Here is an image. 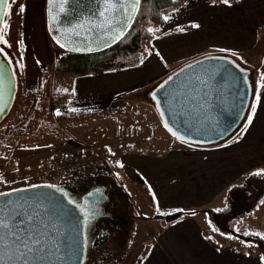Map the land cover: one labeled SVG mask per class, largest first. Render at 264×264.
<instances>
[{"label":"crops","instance_id":"0c3cea01","mask_svg":"<svg viewBox=\"0 0 264 264\" xmlns=\"http://www.w3.org/2000/svg\"><path fill=\"white\" fill-rule=\"evenodd\" d=\"M186 3V8L175 13L174 22L158 27L167 34L157 33L160 39L153 38L146 47L155 45L167 61V68L154 54L148 56L145 49L131 55L133 58L140 54L129 68L72 78L76 80V88L69 92L72 96L67 109L98 110L122 102L129 107L135 104L148 106L157 112L151 101L133 98L134 93L149 92L182 65L209 53L224 54L216 52L218 48L234 49L242 56L248 55L249 60L244 63L247 67L252 60H260L263 64L261 73H264V0H242V3H232L231 7L220 3L213 5L211 0H187ZM192 23H199L201 28L192 29L189 27ZM180 27L185 28V32H179ZM141 55L145 56L142 66ZM136 116L134 112L117 114L86 125L100 124L105 132L116 117L129 122ZM170 140L168 146L136 150L115 145L111 150L115 155L109 153L114 180L125 191L135 213L134 241L141 237L144 243L135 264H261L264 240L245 234L254 247L233 244L230 239L227 246L222 247L210 235L214 226L209 213L226 207L227 194L232 187L244 183L253 185L254 180L264 179V176L252 175L264 169V105L257 110L247 134L242 128L220 145L189 148L171 145ZM237 140L239 142L234 143ZM120 162L124 163V168L117 166ZM241 180L245 182L240 184ZM152 192L156 193L160 211L169 215L157 212ZM257 208H262L260 213L264 217V203L257 204ZM177 209H183V217L168 222L166 217L179 212ZM140 210L147 215L145 221ZM192 212L196 215H191ZM252 214L249 212L243 219L251 218ZM240 221L232 234L237 231ZM256 231L264 232V227L250 225L246 233ZM251 237L254 238L249 239ZM260 245L263 249L258 248ZM119 262L123 264L124 261Z\"/></svg>","mask_w":264,"mask_h":264},{"label":"rangeland","instance_id":"374dc122","mask_svg":"<svg viewBox=\"0 0 264 264\" xmlns=\"http://www.w3.org/2000/svg\"><path fill=\"white\" fill-rule=\"evenodd\" d=\"M9 2L13 3V8L10 19L11 30L6 38L12 47L6 48L5 51L12 59L10 65L12 69H15L17 91L10 112L0 122V181H3L0 182V191L26 188L33 184L60 185L100 172L113 176L115 171L112 162H110L108 149L113 150L115 145H120L123 149L128 146L127 148L136 150L160 145L168 146V140L171 139V145L182 146L163 128L157 112L148 106H139L138 104L131 107L121 104L122 111L128 114L134 112L137 116L130 119L129 122L116 117V120L110 122L105 132L100 124L86 125V123L63 122L60 116L55 115L58 108L54 105H51L48 110V113L53 116L52 121L43 119L34 132L26 131L25 124L38 108L37 88L39 82L47 78V68H53L57 59L66 51L56 44L48 30L46 0H9ZM22 5L26 6L23 15L18 11ZM21 41L24 45L23 50L20 48ZM0 47L4 46L0 45ZM239 54L241 55V53ZM137 56L130 58L132 63ZM220 56L230 58L226 54ZM246 56H243L244 60L248 61ZM18 62L26 66L22 75ZM249 64L250 67L244 63L241 66L244 69L248 68L247 70L251 72L252 81H258L263 64L260 60H252ZM48 75L51 80L52 94L56 92L69 93L75 90L76 80L71 77L58 76L53 72ZM147 94V90L146 92L139 91L132 97L146 102L149 101ZM253 102L252 99L250 106ZM59 110L63 112V110ZM18 114L21 115V118H18ZM249 114L248 111L247 116ZM245 124L246 118L233 135L238 133ZM9 127L11 132L7 133L6 130ZM20 127L24 130L15 133ZM12 133H14V137L10 138ZM86 152L90 153L94 161L87 169L75 172L64 165L66 157L72 155L80 157ZM112 178L115 179L114 176ZM241 182L245 181L241 180L240 184ZM251 186L253 191L261 193L264 189V179L254 180ZM231 195L233 198H238L240 192L235 190ZM139 212L145 221L147 215L141 213V210ZM250 212L253 213L252 217L242 219L237 231L232 234L231 237H235V239H230L233 244L236 242L244 246L252 244L245 235L249 231V226L262 225L264 227V217L260 213L262 208L259 209L257 204H254ZM135 222L136 217L133 213L128 234L123 241L119 240V243L121 242L119 250L109 248L108 244L97 247L91 252L90 261L85 264H120L122 261L119 262V260H123V264H135L144 245L141 237L134 241ZM218 228H224L223 219L219 221ZM145 229L147 228L145 227ZM252 238L254 237L249 239ZM258 248L263 249L261 245ZM134 249L137 250L134 252ZM109 251L111 253L107 256Z\"/></svg>","mask_w":264,"mask_h":264},{"label":"snow or ice","instance_id":"6c2138e0","mask_svg":"<svg viewBox=\"0 0 264 264\" xmlns=\"http://www.w3.org/2000/svg\"><path fill=\"white\" fill-rule=\"evenodd\" d=\"M96 4L95 8H90L87 14L82 11H78L77 8H73V0H48V16L50 20L59 24L60 20L57 16H72L73 21L70 22V26L66 29L68 33L74 36H80L81 30H85V38H88V33L93 31H99L108 35L107 42L110 44L113 41H122L133 30V24L136 22V18L140 15L142 10V0H91ZM175 5L177 0H171ZM236 3H242V0H235ZM216 3L232 6L231 0H213V5ZM76 4L80 5V0H76ZM53 7H58V12L53 15ZM180 7H187L186 0H182L179 7H176L172 13H164L160 18L165 24L174 22V16L176 12H179ZM13 3L9 0H0V54H3L7 58V63L12 64V59L9 57V53L5 51L6 48H11L12 45L6 38L10 34ZM21 15L26 11V6H20L18 9ZM189 27L192 29H200L199 23H192ZM59 31V29H57ZM147 32L154 39H160L157 33H164V29L149 26ZM179 32H185V28L180 27L177 29ZM49 31H53L52 24L49 25ZM64 35V32H61ZM56 44L65 51L71 50L67 43L62 42L57 36L52 37ZM21 50L24 49L23 42H20ZM147 55L153 54L160 59L165 68L168 67V63L160 51L156 50L155 45H150L146 49ZM216 52L224 53L230 59H224V57L214 54H207L206 59L208 61H221L224 64L233 65L239 72L244 73L245 69L241 66L246 63L244 57L239 54L237 50L228 48H218ZM145 56L141 55L140 65L144 64ZM239 61V63H238ZM39 63V61H37ZM19 63V69L21 75L25 69V64ZM196 64L204 65V61L197 60ZM196 65L189 62L188 69L194 68ZM185 69H182L184 71ZM221 71H227V69H221L219 67H213L212 70H206V74L209 79L216 73ZM15 69H13L12 75L15 76ZM180 73H176L179 76ZM3 78V72L0 71V79ZM175 77L168 75L167 79L159 85V89L166 90L174 82ZM245 83L248 78L245 74L243 77ZM208 81L203 76H197L193 78L189 76L188 82L181 85L184 89L183 94L174 89L173 93L169 95V107L170 110H175L177 106L184 108V98L189 95L190 92H195L198 88L202 92L201 85H207ZM248 87L252 90L253 104L249 108L250 114L246 117V125L243 127L244 134H247L249 129L253 125V121L257 115V110L264 105V73H261L258 81H252L248 84ZM2 98V97H0ZM203 98V97H202ZM153 100L159 105L161 101L157 96L153 95ZM75 111V109H69ZM199 111L203 112V105H200ZM161 116L164 115L161 111ZM191 114V113H190ZM56 116L63 115L59 109L55 112ZM203 122V121H202ZM164 128L170 133V135L180 144L189 148L193 147V142L186 139L185 135L180 134L177 129H174L169 125L167 119L163 120ZM242 138V137H241ZM239 141H234L238 143ZM111 155H115L111 149H108ZM119 168H124V163L120 162L117 165ZM254 176H264V169H260L253 172ZM3 182V181H0ZM52 189L53 192L42 194L40 196L28 199L24 197H18L17 199H9L17 195L20 192H27L37 188ZM55 193H59L62 198L67 199L69 205H74L78 208L84 217V228L86 229L91 220L92 212L88 208V202L84 205L68 199L69 194L64 192L62 187L54 184H33L30 188H17L11 191H0V200L3 203L0 204V264H59L60 261H67L68 257L61 254V241L57 239V236L61 234V229L56 223L58 219H61V214L64 213L63 201L55 199ZM102 195V193L100 194ZM152 199L156 201V210L160 215H169L167 212L160 211V204L157 200L156 193L152 192ZM264 203V201H261ZM182 212L183 209H177ZM221 211V209H216ZM191 215L195 216L196 213L192 212ZM212 231H217L216 228H212ZM246 235L255 236L261 240H264V232L256 231L245 233ZM229 239H235V237H228ZM211 240L212 237H207ZM88 237L84 235L83 241L74 243L71 247L69 256L79 259L84 250L87 248ZM246 247H254L252 244H247ZM55 258V259H53ZM143 259V258H141ZM261 264H264V256L260 257Z\"/></svg>","mask_w":264,"mask_h":264},{"label":"water","instance_id":"95a60500","mask_svg":"<svg viewBox=\"0 0 264 264\" xmlns=\"http://www.w3.org/2000/svg\"><path fill=\"white\" fill-rule=\"evenodd\" d=\"M72 6L77 8L78 11L87 14L90 8L96 7V4L92 3L91 0H80V5H77L76 0H73ZM48 8V0H46L48 30L50 24L53 27V31H49L50 35L52 37L57 36L62 42L68 44L71 50L66 52L83 55L97 54L111 49L121 42L113 41L109 44L107 42L108 35L99 31L88 33L87 39L85 38V30H81V34L78 37L71 35L66 29L70 26V22H75L73 17L57 16L60 23L55 24L48 16ZM57 12L58 7H53V15H56ZM61 32H64V35H61ZM224 59L230 58L224 57ZM197 60L204 61V65L196 64ZM197 60L191 62L196 65L194 68L188 69V63H186L171 73L170 75H173L175 79L173 84L166 90L159 89V85L168 76L151 89L147 96L149 101L154 104L162 123L163 120L167 119L171 127L177 129L180 134L185 135L186 139L193 142V146H217L226 142L239 129L247 116L252 100V90L248 87V84L252 82L251 72L245 69V72L241 73L233 65L224 64L221 61H208L206 57ZM214 66L227 69V71L216 73L209 79L206 70L210 71ZM182 69L185 70L182 71ZM0 71L3 72V78L0 79V97H2L0 98L1 122L10 112L17 91L16 77L12 75L13 69L7 63V59L3 54H0ZM178 72L180 75L176 76ZM245 74L248 78L247 83L243 79ZM189 76L193 78L203 76L208 83L200 86L203 88L202 92L198 88L184 98L186 107L177 106L174 111L170 110L169 95L173 93L174 89L183 94L184 89L181 88V85L188 82ZM154 94L161 101L159 105L153 100ZM200 105H203L202 113L199 111ZM161 111L164 113L163 116L160 114ZM68 183H62L57 186L63 187L64 184ZM51 192H53L52 189L42 187L27 192H20L9 199L15 200L18 197L31 199ZM54 195L55 199L63 201L64 213L61 214L62 218L56 221L61 229V234L57 236V239L61 241V254L68 257L67 261H60L59 264H85L86 249L79 259L69 256L73 244L83 241V217L74 205L67 203V199L62 198L59 193ZM87 197L85 196L84 198L86 199ZM2 203L3 200H0V204Z\"/></svg>","mask_w":264,"mask_h":264},{"label":"trees","instance_id":"16d2710c","mask_svg":"<svg viewBox=\"0 0 264 264\" xmlns=\"http://www.w3.org/2000/svg\"><path fill=\"white\" fill-rule=\"evenodd\" d=\"M181 2L182 0H177V3L174 5L171 0H142V10L140 15L137 16L136 22L133 25V30L116 46L97 54L83 55L66 52L59 57L53 68H47V78L39 82L37 88V95L39 97L38 108L25 124V130L32 133L43 119L52 121L53 116L48 113L51 105L63 110V115L60 116L63 122L75 124H85L108 119L121 113H124L123 115H128V113L121 109L122 102H117L107 108L98 110L69 111L67 105L72 94L63 92L52 94L51 80L48 74L53 72L58 76L76 78L87 75H101L109 72H117L131 67L133 64L130 60L131 55L138 51L143 52L153 40V37H151L146 30L147 27L152 26L157 28L162 26L164 22L160 17L164 13L174 11L176 7L180 6ZM211 2L213 3V0H211ZM231 3L236 2L235 0H231ZM18 118H21V115L18 114ZM10 127L6 130L7 133L11 132L9 131ZM22 130H24V128L20 127L15 133ZM13 137L14 133H12L10 138ZM235 190L240 192L238 198H233L231 195ZM263 198L264 189L261 193L255 192L248 183L232 187L227 194L226 207L219 212L209 213V219L214 228L217 229V231L210 233V235H212L222 247L227 246L229 243L228 237L235 230L238 222L247 217L251 207L254 204H259ZM183 215V212H177L167 216L166 220L168 222H173L182 218ZM221 219L225 222L224 228H218V223Z\"/></svg>","mask_w":264,"mask_h":264},{"label":"flooded vegetation","instance_id":"af4514ba","mask_svg":"<svg viewBox=\"0 0 264 264\" xmlns=\"http://www.w3.org/2000/svg\"><path fill=\"white\" fill-rule=\"evenodd\" d=\"M68 182L62 187L69 194L68 199L81 205L87 201L92 212L89 225L84 228V235L88 237L85 263L90 261L91 252L97 247L108 244L109 248L119 250V240L123 241L128 234L133 217L132 206L125 191L104 172ZM85 196L88 197L85 199ZM78 211L80 212L79 209ZM80 214L83 217L81 212ZM110 253L109 251L106 255Z\"/></svg>","mask_w":264,"mask_h":264},{"label":"built area","instance_id":"2783aa9c","mask_svg":"<svg viewBox=\"0 0 264 264\" xmlns=\"http://www.w3.org/2000/svg\"><path fill=\"white\" fill-rule=\"evenodd\" d=\"M118 134V133H117ZM94 136H96L94 134ZM119 136V135H118ZM90 153H84L82 156L72 155L65 158L66 167L71 171H81L87 169L93 163Z\"/></svg>","mask_w":264,"mask_h":264}]
</instances>
